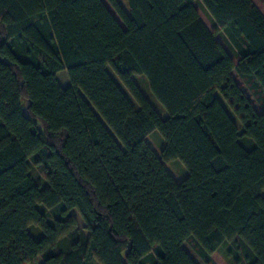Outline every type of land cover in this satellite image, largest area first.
<instances>
[{"label":"trees","instance_id":"16d2710c","mask_svg":"<svg viewBox=\"0 0 264 264\" xmlns=\"http://www.w3.org/2000/svg\"><path fill=\"white\" fill-rule=\"evenodd\" d=\"M105 1L0 0V264H264V16Z\"/></svg>","mask_w":264,"mask_h":264},{"label":"rangeland","instance_id":"374dc122","mask_svg":"<svg viewBox=\"0 0 264 264\" xmlns=\"http://www.w3.org/2000/svg\"><path fill=\"white\" fill-rule=\"evenodd\" d=\"M103 3L106 5V7L108 8V10L112 13V15L118 20V18L116 17L115 13L111 10L110 6L108 5V3L105 0H102ZM253 4L258 8V10L262 13V15L264 16V2L262 0H252ZM194 7L196 8V10L199 13V16L201 18V20L203 21V23L206 25V27L215 34V38L217 41H219L221 43V45L224 47V49L226 50V52L230 55V57L233 59L234 63L237 64V55L235 54V52L229 47V45L227 44V42L225 41L224 37L222 36V34L217 30L211 16L209 15V13L207 12V10L204 8V6L199 2V1H195L194 3ZM120 23V22H119ZM108 73L110 74V76L113 78V80L117 83V85L120 87V89L123 91V93L127 96V98L131 101L132 104L133 101L131 99V97L129 96V94L127 93V91L124 89V87L121 85V83L118 81V79L115 77V75L112 73V71L110 70V68L107 69ZM232 77L235 80V83L237 84V86L240 88V90L242 91V93L244 94V96L248 99L250 105L253 107V109L258 113L261 114L262 110L259 108V105L257 104L255 98L252 96V93L249 91L247 85L245 84V82L240 79L237 75V73L235 71L232 72ZM141 83L143 84V86L147 89V82L145 80V78L140 77L139 78ZM57 80L59 82V84L62 87H67L69 84L68 81V76L67 73L65 71L58 73L57 75ZM148 90V89H147ZM217 98L219 99V101L221 102V104L225 107V109L228 111V113L230 114V116L232 117V119L234 120V122L237 124V126L240 128L242 127V123L240 120V117L237 116L234 113V108L233 106L230 105V101H226L224 99L221 98V96L219 94H217ZM156 105L158 106V108L160 109V111L164 114V110L162 109V107L156 103ZM152 139L154 140V142L160 147L162 148L164 145V140L163 138L159 135L158 132H153L151 134ZM172 167L174 168V170L181 176L184 177L186 175V170L185 168L182 166V164L175 160L172 162ZM31 175L33 177V179L35 180V182L37 184H39L40 186H44V181L42 176L40 175V173L37 171V169L33 168L31 169ZM263 197H264V193H263ZM73 215L76 217L79 225L82 226V222L78 216V214L76 213V211L72 212ZM35 229V228H34ZM37 230V229H36ZM40 231V230H38ZM32 232V230H29V233ZM186 250L190 253V255L192 257H195L194 253L191 251V249L185 245ZM216 259L218 261H222L225 263V256L223 254L222 249L220 250V252L217 254ZM198 261V260H197ZM227 261V260H226ZM199 263V261H198ZM89 264H98L96 261L92 260L89 262ZM201 264V263H200ZM223 264V263H222Z\"/></svg>","mask_w":264,"mask_h":264},{"label":"crops","instance_id":"0c3cea01","mask_svg":"<svg viewBox=\"0 0 264 264\" xmlns=\"http://www.w3.org/2000/svg\"><path fill=\"white\" fill-rule=\"evenodd\" d=\"M220 252V250H218L217 252H215L213 255H212V259H213V261L216 263V264H224V262H220V261H218L217 259H216V257H217V254ZM226 259V258H225ZM227 260V259H226ZM225 260V262H227V263H225V264H230L228 261H226Z\"/></svg>","mask_w":264,"mask_h":264}]
</instances>
